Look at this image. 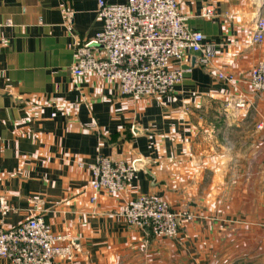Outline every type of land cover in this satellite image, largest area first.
Returning a JSON list of instances; mask_svg holds the SVG:
<instances>
[{
  "label": "crops",
  "instance_id": "crops-1",
  "mask_svg": "<svg viewBox=\"0 0 264 264\" xmlns=\"http://www.w3.org/2000/svg\"><path fill=\"white\" fill-rule=\"evenodd\" d=\"M98 1L0 0V198L10 209L0 228L42 217L76 245L73 262L55 264H264V198L205 200L243 175L231 161H246L245 193H264V102L255 113L229 106L234 92L193 54L182 63L191 72L164 97H125L94 75L73 76L75 47L101 30ZM179 3L189 28L214 47L215 69L242 78L264 59V42L250 41L264 0ZM206 7L210 19L200 17ZM260 121L263 129L253 132ZM98 156L148 165L121 195L91 203L88 166ZM140 196L174 209L179 201L196 217L182 224L177 244L153 239L142 249L144 234L117 215L121 203Z\"/></svg>",
  "mask_w": 264,
  "mask_h": 264
},
{
  "label": "built area",
  "instance_id": "built-area-1",
  "mask_svg": "<svg viewBox=\"0 0 264 264\" xmlns=\"http://www.w3.org/2000/svg\"><path fill=\"white\" fill-rule=\"evenodd\" d=\"M96 15L101 30L75 47L73 76L94 75L114 84L125 97H164L191 72L182 63L188 54H193L198 55L199 66L214 73L218 83L236 91L235 76L213 67L214 47L205 43L201 33L189 28L179 0H126L121 4L99 0ZM213 15L212 8L206 7L200 17L210 19ZM250 41L253 46L264 42V19L255 20ZM243 80L253 93H264V59ZM238 91L234 104L229 106L244 110L247 98L239 87ZM137 161L127 163L98 156L88 166L90 202L95 203L100 194L121 195L134 176ZM9 211L6 199L1 197V217L5 218ZM117 215L126 225L147 229L156 238L173 239L178 227L167 202L153 196L121 203ZM0 259L9 264L71 263L75 250L72 242L52 232L42 217H31L16 227L0 228Z\"/></svg>",
  "mask_w": 264,
  "mask_h": 264
},
{
  "label": "rangeland",
  "instance_id": "rangeland-1",
  "mask_svg": "<svg viewBox=\"0 0 264 264\" xmlns=\"http://www.w3.org/2000/svg\"><path fill=\"white\" fill-rule=\"evenodd\" d=\"M252 69H253V67L249 70L248 73H250ZM235 78H236L237 87L233 88V89H236V91L232 90L230 88L232 90V92H234V94L232 95L234 101L231 104H234V102H235L234 97H235V95H237L239 93V91H238V87H239V89L245 94V96L247 98V100H246L247 111L251 110L252 112L255 113L256 111H258L257 108L259 106L260 101L264 102V93H256V92L253 93L249 88L242 87L243 85H241V84H243V81H245V80H243L237 76H235ZM222 85H224V84H222ZM224 86H226V85H224ZM251 100H253V102H251ZM228 104H229V102H226L225 106H227ZM255 123H256V121H255ZM261 124L262 123L260 121L255 126V129L253 132H257V131L262 130L264 125L262 127ZM228 163H233L232 165H229L230 166L229 168H233V170L236 168L235 170L237 172H239L240 174H243V175L238 176V177H234V184H233L234 186L233 185L232 186H224V185L230 184L229 181H225V182H223V184L220 185V190L218 192L210 191L208 194H205L206 204H251V202L253 204H259V201H261V199L264 198V193L263 194L259 193V192H253L252 194L245 193L244 170L246 168V166H245L246 161L226 162V164H228ZM226 164H224V165H226ZM253 167L255 169V166H253ZM259 168H261L260 164L258 166V169ZM248 174L249 173L247 172V175ZM232 179L233 178L231 177V180ZM259 179H260L259 177L255 178V176H254L253 177L254 183L256 181H259ZM227 180H228V178H227ZM218 189H219V186H218L217 190ZM156 198H158V197H156ZM159 199L163 201V199H161V198H159ZM195 200L196 199L193 198L191 200V202L195 201ZM166 202L168 204L169 213L171 215L175 216L177 224H178V227L176 228V231L174 232L175 237L173 239L156 238V237L152 236L151 233L147 229L135 227L136 229L140 230L146 238V239L142 240V244L144 245V247H142V249H147L146 247H148V245L151 243L150 240H153V239L156 242H158L157 244H161V243H163V241H173V242H175V244H177V241L179 240V234L181 233V230H182V224L187 223V222H192L194 219H196V217L193 214H191L190 212H188L185 208H183V209L180 208L179 204L181 202L177 201L178 204H175V205H177L178 209H174L173 207H175V206L170 201H166ZM183 203L184 202L182 201V204ZM226 226H228V225L226 224ZM253 227L254 228L259 227L258 228V230H259L261 226L260 225L259 226L254 225ZM178 245H179V243H178ZM142 254H144V253L142 252ZM141 258H143V257H141ZM253 259L258 261L259 259L262 260L263 258H260V256L254 255ZM217 260H219V257L215 261H217ZM59 262H64V261H59Z\"/></svg>",
  "mask_w": 264,
  "mask_h": 264
},
{
  "label": "water",
  "instance_id": "water-1",
  "mask_svg": "<svg viewBox=\"0 0 264 264\" xmlns=\"http://www.w3.org/2000/svg\"><path fill=\"white\" fill-rule=\"evenodd\" d=\"M136 133H138V132H136ZM194 162L196 163V162H198V160L194 159ZM147 165H148L147 161L139 160V161L134 163V170H135V172H138V171H145L146 172V166ZM73 246L76 247L75 243H73Z\"/></svg>",
  "mask_w": 264,
  "mask_h": 264
}]
</instances>
